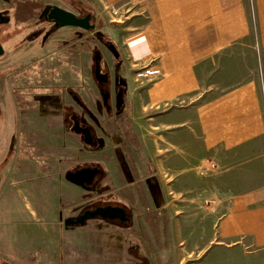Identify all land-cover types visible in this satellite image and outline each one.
<instances>
[{
  "label": "rangeland",
  "instance_id": "obj_1",
  "mask_svg": "<svg viewBox=\"0 0 264 264\" xmlns=\"http://www.w3.org/2000/svg\"><path fill=\"white\" fill-rule=\"evenodd\" d=\"M34 2L36 11L57 6L83 16L91 10L92 23L96 28L102 25L94 0ZM11 8L10 2L0 0V10ZM8 15L9 33L1 35L0 168L12 161L13 151L17 152L13 169L33 170L27 181L41 185L53 179L66 185L67 172L100 168L105 176L88 190V203L73 208L70 216L75 219L107 199L124 205L131 223L93 220L121 227L123 243L130 247L129 264H264V250L226 245L218 230L237 198L264 187L260 144L210 156L197 132L172 125L188 100L159 107L138 104L137 95L147 79L138 80L104 46L114 44L109 34L101 32V38L89 31L76 42L75 28L61 29L46 46L40 41L30 45L32 22L23 26L12 10ZM97 52L101 70L111 81L128 85L127 107L120 116L107 114L102 107L94 78ZM71 91L98 116L99 146H88L70 129L72 112L81 114ZM13 139L16 147L10 151ZM88 263L89 258L84 259L83 264Z\"/></svg>",
  "mask_w": 264,
  "mask_h": 264
},
{
  "label": "crops",
  "instance_id": "obj_2",
  "mask_svg": "<svg viewBox=\"0 0 264 264\" xmlns=\"http://www.w3.org/2000/svg\"><path fill=\"white\" fill-rule=\"evenodd\" d=\"M94 2L98 32L109 34L125 67L159 72L144 82L139 105L188 100L172 125L197 132L204 152L257 142L264 163V0ZM16 153L0 172V264H129L121 227L67 224L73 208L88 203V190L66 179L27 181L34 171H15ZM218 230L226 245L263 251L264 187L237 198Z\"/></svg>",
  "mask_w": 264,
  "mask_h": 264
},
{
  "label": "flooded vegetation",
  "instance_id": "obj_3",
  "mask_svg": "<svg viewBox=\"0 0 264 264\" xmlns=\"http://www.w3.org/2000/svg\"><path fill=\"white\" fill-rule=\"evenodd\" d=\"M4 1L10 2L12 4V8L7 10V11L0 10V13L2 14V16L0 17V21L2 22L4 19H8L7 23H1L0 22V27H4V28L0 29V42L2 39L1 35L3 33H5V34L9 33V31H7L5 29V27H6V25H8L11 22L10 15L7 16V14H10L11 10L15 14L14 16L16 18V21L20 25L26 26L27 24L32 22L30 24V26H33L32 28L35 27L34 29L30 28L31 33L29 34L30 36H29V42H28L30 45H32L33 42L40 41L43 46H46L48 44V42L50 41V39L52 38V36L55 34L56 30L75 28L77 30L76 39H75L76 42L82 41L87 36V34H85V33L89 32V30H85V29L77 28V27H65V28L59 27L58 23L56 21L51 20L49 18V15H50L49 10L51 8H46L43 10L36 11L37 4L34 2V0L29 1L28 4H30V5H28V6L25 4V3H27V0H19V2H20L19 4H18V0H4ZM18 15H19V17H18ZM88 15H90V14H88ZM86 16L87 15L78 16V17L79 18H85ZM37 19L41 22L37 21L38 23H34V21H36ZM91 24L94 25V23H92V20H91ZM94 30H91V31H94ZM94 32H96L97 34L99 33L98 30H95ZM1 44H2V42H1ZM109 45H111V43H104V46L113 55V53L109 49ZM2 46H3V44H2ZM97 55H99V52H97L96 57H97ZM100 56H101V54H100ZM117 60L120 61L121 56ZM96 63H95V70H94V78H95V82L99 86V91H100V94L102 96V107L107 112V114H110V115L116 114V115L120 116L122 113H124V111L127 107L126 97H127V93H128V85H126V82L124 84H122L120 81L113 83L111 81L109 74H107L106 72H104L102 70H101L102 74L107 75L108 80L104 81L103 83H100L99 80L96 78ZM100 64H101V61H100ZM101 68H102V66H101ZM119 95H120V102H122L120 109L118 108V104H119L118 96ZM70 96H72L76 105L81 110V114L72 112V114L70 115V118H68V120H70V122H69L70 129L72 131H74L73 129L75 127H77V129L80 131L84 130L86 132V135L83 134L82 132H80V133L75 132V131L74 132L80 138H82L88 146H99L101 144V141L99 140V138L97 136L96 126H101V122H100L98 116L88 107V105H86V103L83 100H81L79 98V96L77 94H75L74 92L71 91ZM106 97H107V100H105ZM87 135H88V137H87ZM11 144L12 145H11L10 151L11 150L13 151V150H15L14 148L16 147V142L14 139L12 140ZM15 152L13 151L12 156H14ZM84 168H91V169H97L98 170V173L96 174V176L94 178L93 184L90 186L86 185L85 187H83L86 190L95 189V187L98 183V177L99 176L104 177L105 173L100 168H97V167H84ZM84 168L75 169L72 172L76 173L78 171L83 170ZM111 200L107 199V200L103 201L104 204L99 205V206L95 207L94 209L88 208V209L84 210L79 215V217H81L87 211H93V210L100 208V207L112 206V207H118V208L125 210L126 219L124 221H122L120 219H116L113 221L107 220V219H105V220L102 219V220L111 221V222H118L121 224L122 223H131L132 217H131L128 209L120 203H112V202L110 203ZM162 211L164 213V210H162ZM157 212L158 211H156L155 213H157ZM79 217H76L75 219H77ZM97 219H101V218H97ZM91 220H93V219H91Z\"/></svg>",
  "mask_w": 264,
  "mask_h": 264
},
{
  "label": "water",
  "instance_id": "obj_4",
  "mask_svg": "<svg viewBox=\"0 0 264 264\" xmlns=\"http://www.w3.org/2000/svg\"><path fill=\"white\" fill-rule=\"evenodd\" d=\"M49 12H50L49 18L51 20L56 21L58 23V26L61 28L77 27V28H82V29L89 30V31L94 30L96 28L95 25L91 24L92 15H87L85 18H79L76 14L70 11L64 10L57 6L52 7L49 10ZM1 16L2 14L0 13V17ZM7 22H8V19H4L1 23H7ZM109 49L111 50V52L113 53L116 59L120 58L121 54L114 44L109 45ZM3 53H4V48L0 42V56L3 55ZM100 59H101V56L99 54L96 57V62H97L96 63V78L99 80L100 83H103L104 81L108 80V77L107 75H104L101 72ZM118 99H119L118 108L120 109L122 105V102H120V95L118 96ZM105 100H107V97L105 98ZM73 130L79 133L82 132L83 134L86 135V132L84 130L80 131L77 129V127H75ZM97 173H98L97 169L84 168L83 170L78 171L76 173L72 171L67 172L65 175V179L68 182L76 186L85 187L86 185L90 186L93 184L94 178ZM97 218H101L104 220L107 219L111 221L120 219L124 221L126 219V212L125 210L118 208V207H112V206L100 207L93 211L85 212L81 217L77 219L68 220L67 224L70 226H74V227L75 226H85L87 221L91 219H97Z\"/></svg>",
  "mask_w": 264,
  "mask_h": 264
},
{
  "label": "built area",
  "instance_id": "obj_5",
  "mask_svg": "<svg viewBox=\"0 0 264 264\" xmlns=\"http://www.w3.org/2000/svg\"><path fill=\"white\" fill-rule=\"evenodd\" d=\"M137 78H145V79H155L157 75H159V72L154 71L150 66L144 67L142 69H139L136 71Z\"/></svg>",
  "mask_w": 264,
  "mask_h": 264
},
{
  "label": "trees",
  "instance_id": "obj_6",
  "mask_svg": "<svg viewBox=\"0 0 264 264\" xmlns=\"http://www.w3.org/2000/svg\"><path fill=\"white\" fill-rule=\"evenodd\" d=\"M29 1H31V0H27V3H25L27 6L30 5V4H28ZM19 3H20V2H19V0H18V4H19ZM89 9H90V8H89ZM88 14L92 15V17H95V14H94L91 10H88L87 15H88ZM98 29H100V25H99V27H97L95 30H98ZM95 30H94V31H95ZM94 31H92V32H94ZM100 33H101V32H99L98 35H100L101 38H103L102 35H101ZM2 167H3V166H2ZM5 167H6V166H5ZM5 167H4V168H5ZM4 168H0V171H1L2 169H4Z\"/></svg>",
  "mask_w": 264,
  "mask_h": 264
}]
</instances>
